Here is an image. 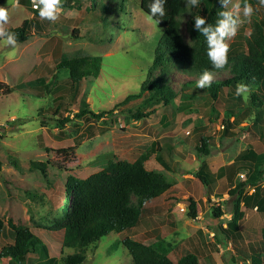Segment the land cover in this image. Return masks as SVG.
<instances>
[{
	"label": "rangeland",
	"instance_id": "obj_1",
	"mask_svg": "<svg viewBox=\"0 0 264 264\" xmlns=\"http://www.w3.org/2000/svg\"><path fill=\"white\" fill-rule=\"evenodd\" d=\"M243 1L232 0L233 4L239 3L242 20L245 19ZM201 2L198 7H186L185 0H182L183 11L177 20L186 41L189 39V19L193 13L201 11ZM100 3L96 0L95 7L88 8L87 0H82L81 6L68 7L70 2L65 1L56 23L39 17L44 24L41 34L34 33L14 46L0 39V80L11 88L9 94H0V220L4 224L3 243L12 242L7 225L11 220L13 224L31 230L45 246V250L39 247L36 252L27 254L21 263L3 258L0 264H64L62 258L77 251L63 247V230L55 227L63 214L61 210L69 211L64 209L63 203L67 176L85 178L109 162H134L142 155L146 156L143 162L146 170L160 171L171 182V186L162 193L166 197L164 208L159 210L165 213L157 218V222L163 220L164 230L173 225L166 208L181 202L177 208L179 210L183 206L186 213L188 197L195 200L205 196L204 203L200 199L195 200L202 210L209 205L211 209L218 207L223 212L218 227L214 225L217 218L210 213L209 220L217 233L208 239H213L208 243L212 255L204 253L200 264H264V239L259 231L260 225L264 226V210H258L256 214L250 207L244 209L250 220L254 218L251 224L255 227L256 236L249 237L250 242L242 249L236 235L231 238L229 233L225 234L220 229L230 220L236 201L241 200L236 194H227L230 184L242 181L239 173L231 176V181L224 177L215 178L209 181L208 187L194 176L202 163L213 174L249 147L264 154V136H259V126L252 127L249 118L240 123L246 127L244 131L237 128L236 136H223L219 130L220 120L225 116L224 107L235 101L236 85L224 88L213 103L219 111L217 121L202 122L212 141L208 155L197 153L195 133L191 130L197 117L200 118L202 110L208 106L205 104L207 95L201 94L194 84L185 85L193 79L184 70L173 68L167 73V84L176 92V97L165 108L159 102H147V92L126 99L128 95L139 92L142 80L147 77L161 30L158 23L140 9L138 0H117L112 6L108 3V9ZM76 5L77 2L73 6ZM0 6L8 7L6 29L19 26L33 15L30 7L20 2L12 7L7 0H0ZM253 9L250 21L244 22L245 35L250 33L253 23L264 16L260 0ZM232 39L226 42L229 44ZM60 55L102 58L99 76L83 79L81 92L74 101L69 95L61 102L53 100L58 93L54 88L60 86L67 74L65 71L56 73L55 65ZM156 74L157 69L152 70L150 80ZM228 75L226 71H219L213 78L223 79ZM82 102L87 103L88 110L94 113L103 112L102 116L94 118L87 113L77 116ZM183 104L192 109L181 107ZM136 110L152 111L147 117L135 119L131 114ZM66 116L67 121L63 120ZM60 120L62 123L59 124ZM156 153L161 154L163 165L157 161ZM33 161L46 163V173L31 169L29 166ZM240 173L247 177L246 170ZM214 186L218 187L217 195L220 194L216 201L208 197ZM260 186L264 188V181ZM250 189L247 187L246 190ZM261 195L264 197V189ZM182 216L178 223L186 233L188 223L193 219L186 214ZM146 220L141 215L131 230L111 232L95 247H86L83 264H132L130 255L120 243L122 238L151 245L161 240V232L159 234L152 225H146ZM142 231L146 234L141 235ZM154 235L158 239L154 240ZM250 245L260 247V254L251 255ZM186 247L190 246L185 245L183 249ZM207 248L205 245L204 249ZM172 255L178 257L176 252ZM175 258L172 260L176 261Z\"/></svg>",
	"mask_w": 264,
	"mask_h": 264
},
{
	"label": "trees",
	"instance_id": "obj_2",
	"mask_svg": "<svg viewBox=\"0 0 264 264\" xmlns=\"http://www.w3.org/2000/svg\"><path fill=\"white\" fill-rule=\"evenodd\" d=\"M70 2L68 7L81 6L82 0H62ZM108 9L109 5L117 0H98ZM19 2L30 7L32 16L24 19L17 27L6 29L15 33L16 42L27 40L32 34H41L44 24L40 20L39 12L31 6L30 0H19ZM77 2L76 6H73ZM88 8H94L96 0H87ZM152 0H138L140 9L149 17V4ZM252 5L259 0H244ZM100 3V5H101ZM165 16L152 18L160 27L161 34L153 51L151 66L148 68L147 77L142 80L138 93L128 95L138 97L143 92L148 93L147 102L161 103L164 108L176 97V92L167 84V73L173 68H179L186 72L193 80L185 82V85H196L197 80L203 71L208 70L213 76L219 71L228 72L223 79L213 78L210 87L199 89L202 94L207 95L206 108L202 110L200 118L193 126L195 133V148L201 155L209 154V145L212 141L211 135L206 133L205 125L202 122L217 121L219 111L213 104L217 101L219 93L224 88H234L238 83L249 86L250 92L247 101L242 96L233 95L234 102L224 107V117L220 120L219 130L226 137L236 136L238 128L244 131L246 126H240L243 120L249 118L251 126H259L260 137L264 136V16L254 22L248 35L244 34V23L238 28L237 34L229 43L227 64L222 69H215L207 56L206 38L198 33L194 25V17L201 15L206 18L208 24L216 25L219 19L218 13L225 9L220 7L219 0H202L201 11L193 13L187 25L188 41L181 33L177 16L183 11L182 0H166L164 5ZM123 8V4H122ZM102 58L100 56L84 55L80 57L67 58L60 55L55 65L56 73L67 72L60 86L54 89V102H61L66 95L74 101L81 92L83 79L96 78L99 76ZM157 69L154 79L150 80L149 73ZM56 76V75H55ZM152 78V77H151ZM39 80V79H37ZM46 87V86H45ZM182 88V87H181ZM183 89V88H182ZM11 88L0 80V94H9ZM39 93V92H38ZM88 104L81 103L77 116L85 113L94 118L102 116L103 112L94 113L88 110ZM188 104L181 107L187 108ZM191 110V107H188ZM57 111V110H55ZM54 111V113H55ZM152 110L131 114L135 119H141L151 114ZM232 118V119H231ZM63 120L67 121L68 117ZM204 120V121H203ZM62 121H59V124ZM157 161L163 165L164 160L160 153H156ZM146 156H140L134 162L118 160L109 162L101 170L90 174L85 178L68 175L64 183V209L55 225L57 229L63 230L62 245L66 248L77 251L67 254L62 258L64 264H83L85 260L84 249L88 246L95 247V244L109 233H121L131 230L139 222L143 213L144 204L164 193L171 182L160 171L146 170L143 162ZM31 169L39 170L45 174L47 164L44 162H30ZM246 170L245 180L237 181L230 185L228 195L240 196L241 200L236 201L234 212L225 227L220 229L225 234L234 238L238 223L242 219L240 203L247 205V200L254 199L257 204H264V197L261 192L264 188L260 186L264 181V154H259L252 148H246L239 152L232 162L220 166L215 173H211L202 163L194 176L206 187L209 181L215 178H222L229 172L230 177ZM250 187L253 191L247 194L246 189ZM186 217L195 219L198 215L199 202L191 197L187 198ZM223 212L218 207L212 208V216L219 218ZM12 242L3 243L4 224L0 220V259L8 258L13 263H21L29 253L36 252L39 247L45 250L42 240L27 227L15 225L11 220L7 221ZM264 239V231H263ZM131 257L132 264H200L196 254L186 252L179 259L173 261L169 256L172 244L169 241L159 240L156 245L146 244L141 241L124 237L120 242ZM252 254H260V247L250 245Z\"/></svg>",
	"mask_w": 264,
	"mask_h": 264
},
{
	"label": "clouds",
	"instance_id": "obj_3",
	"mask_svg": "<svg viewBox=\"0 0 264 264\" xmlns=\"http://www.w3.org/2000/svg\"><path fill=\"white\" fill-rule=\"evenodd\" d=\"M19 0H7L8 5L16 7ZM220 7L225 9L217 15L219 19L216 25L208 24L204 16L198 15L194 19V29L206 38L207 56L211 65L215 69H222L227 64V54L229 44L227 40L233 38L238 28L245 22L250 21L254 9L251 4L245 3L243 6V17L241 19V9L239 3H232V0H219ZM166 0H152L149 4V19L154 17L165 16ZM34 9L39 12L41 19H46L51 23H56L60 17L62 10V0H32ZM231 4V7L229 5ZM186 7H198L200 0H185ZM260 5L264 6V0H260ZM9 21L8 7L0 6V39H3L7 45L14 46L16 44L15 33L8 32L4 27ZM213 81V73L205 70L196 82V87L204 89L210 87ZM250 88L244 83L236 85L235 95L242 96L245 101L248 100Z\"/></svg>",
	"mask_w": 264,
	"mask_h": 264
},
{
	"label": "crops",
	"instance_id": "obj_4",
	"mask_svg": "<svg viewBox=\"0 0 264 264\" xmlns=\"http://www.w3.org/2000/svg\"><path fill=\"white\" fill-rule=\"evenodd\" d=\"M224 178L225 180L227 179L230 180V174L226 173ZM252 191L253 189H250L249 191L246 190L247 194H250ZM208 193H209L208 197L212 199V201H216V199H220L219 197L220 194L217 195V193H219L217 186H214V189L209 190ZM162 197L163 196L161 194L156 199L145 202L142 215L143 217H145V219H147L145 221L146 225L147 224L152 225L153 229H155L157 233L159 234L161 232L160 234L161 240L168 239L167 241H169L172 244V248H171L172 252H170L171 259L175 258L172 255L174 252H176V254L178 255V257L175 258V260L179 259V257H181V255L186 252H192L197 255L199 262L202 259V256L204 253H206L207 255H212L213 252L210 250L208 243L210 240L212 241L213 239L212 238L210 240L208 239L212 237L214 233H217V229L215 228L218 227L220 223L218 222L219 218L216 219L217 222H215L214 224L216 227L213 225V223L210 222L209 216H210V213L212 214V209L210 208V206L207 205L204 208V210H202V207L199 203L198 215L194 220H192V223L190 222L188 223L189 229L188 231L186 230V233H184L183 226L181 227L178 223V219L181 218L182 215H183L182 217H184V214H185L184 212L178 210L177 208V205L181 204V202H177L176 203L177 205L169 206L168 208H166V211H167L166 214L169 216V220L173 222V225H170L171 227L168 229L166 228L165 230H167V232H165L164 230L165 224L162 223L163 220H160L157 222V218L159 216H163L165 213L159 210V209L164 208L163 203H164L166 196L163 198ZM198 199H200L202 203H204L207 198L205 196H202L195 200H198ZM180 207H183V206H180ZM249 207L252 208V212L256 214L258 213V210L259 211L264 210V206L257 204L254 199L249 198L247 200L246 206L242 205V202L240 203V210L243 212V216L238 224V228L235 234L236 237L239 238V241L241 242L240 249L243 248L244 244L248 245V243L250 242V240L248 239L249 237L256 236L255 227L252 226L251 224L254 221V218L250 220L249 215H245L244 209L249 208ZM260 227L261 229L259 231L260 233L263 234L264 226L260 225ZM243 230L245 232H243ZM140 234L145 235L146 232L142 231L140 232ZM156 239H158L157 235H154V240ZM185 245L186 246L188 245L190 247L189 248L186 247L185 249H183V246ZM205 245L208 247L207 249H204ZM218 245L219 243H217V246Z\"/></svg>",
	"mask_w": 264,
	"mask_h": 264
},
{
	"label": "built area",
	"instance_id": "obj_5",
	"mask_svg": "<svg viewBox=\"0 0 264 264\" xmlns=\"http://www.w3.org/2000/svg\"><path fill=\"white\" fill-rule=\"evenodd\" d=\"M30 2H31V6L33 7V4H32V0H30ZM34 8V7H33ZM239 178L241 179V180H245V174L244 173H240L239 175ZM180 211H185V208L184 207H180V209H179Z\"/></svg>",
	"mask_w": 264,
	"mask_h": 264
}]
</instances>
